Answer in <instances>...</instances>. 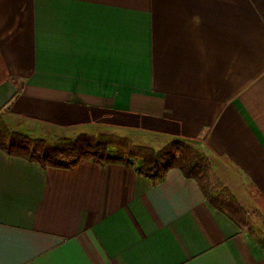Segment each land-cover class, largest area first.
Listing matches in <instances>:
<instances>
[{
  "label": "crops",
  "instance_id": "0c3cea01",
  "mask_svg": "<svg viewBox=\"0 0 264 264\" xmlns=\"http://www.w3.org/2000/svg\"><path fill=\"white\" fill-rule=\"evenodd\" d=\"M0 60L24 130L191 139L264 196V0H0ZM238 224L178 168L0 149V264H264Z\"/></svg>",
  "mask_w": 264,
  "mask_h": 264
},
{
  "label": "trees",
  "instance_id": "16d2710c",
  "mask_svg": "<svg viewBox=\"0 0 264 264\" xmlns=\"http://www.w3.org/2000/svg\"><path fill=\"white\" fill-rule=\"evenodd\" d=\"M1 64L0 60V66ZM102 136L108 139L91 138L83 135L74 138H64L59 142L50 143L44 139L32 138L26 134L10 132L5 126L0 125V149L12 156H20L37 161L45 167L70 168L83 159H92L101 165L112 163L133 166L138 169L139 173L149 177L155 183L161 181L169 169L178 168L187 178L197 180L209 202L219 210H223L207 194L202 184V176L206 169L205 162L208 161L203 152L200 151L201 154L185 149L177 159L163 164L162 161L167 157L169 147L156 151L147 146L129 145L130 148L119 147L118 151L111 152L108 147L114 143L113 138ZM7 138L10 142L7 141ZM124 150H128V154ZM89 154H91V157H88ZM139 161L141 164H137ZM226 213L229 214L228 212ZM230 216L233 218L232 215ZM235 221L238 223L237 220ZM259 242L263 244L261 241Z\"/></svg>",
  "mask_w": 264,
  "mask_h": 264
},
{
  "label": "rangeland",
  "instance_id": "374dc122",
  "mask_svg": "<svg viewBox=\"0 0 264 264\" xmlns=\"http://www.w3.org/2000/svg\"><path fill=\"white\" fill-rule=\"evenodd\" d=\"M6 107L0 111L1 126H5L10 132L26 134L32 138L44 139L50 143L59 142L64 138H74L83 135H87L91 138L108 139L102 136L104 135L113 138L112 140L114 143L110 144L108 147V150L111 152L118 151L119 147L130 148V146L133 145L151 147L156 151H161L165 147H169L167 157L162 161L163 164L177 159L185 149H190L197 153L203 152V155L208 160L205 162L206 169L202 176V184L207 194L211 196V198L215 200V203L220 205L223 210L232 215L233 218L238 221V225L249 231L264 244V196L251 185V182L242 176H239L236 182L230 181L227 176L223 174V171L218 168L216 163L217 158L194 140L182 137L174 139L157 138L154 141V138L150 139L147 138L146 135L132 132H125V134L117 132V134L116 132L108 133L99 131L102 128L99 130L92 129L87 133H72V131L69 130H61L47 126H39L36 129L26 127V129L29 130H24L22 128L23 125L21 126L18 124V122L8 114L9 110H7ZM151 137L155 136L152 135ZM7 141L10 142L8 138ZM124 152L128 154V150H124ZM88 157H91V154H89ZM137 164H141L140 161L137 162Z\"/></svg>",
  "mask_w": 264,
  "mask_h": 264
},
{
  "label": "water",
  "instance_id": "95a60500",
  "mask_svg": "<svg viewBox=\"0 0 264 264\" xmlns=\"http://www.w3.org/2000/svg\"><path fill=\"white\" fill-rule=\"evenodd\" d=\"M19 85L11 79L0 81V111L9 105L19 92Z\"/></svg>",
  "mask_w": 264,
  "mask_h": 264
}]
</instances>
